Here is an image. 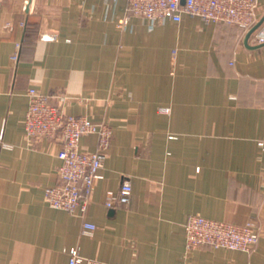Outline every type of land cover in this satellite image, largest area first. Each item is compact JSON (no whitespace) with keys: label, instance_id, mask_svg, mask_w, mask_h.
Listing matches in <instances>:
<instances>
[{"label":"crops","instance_id":"0c3cea01","mask_svg":"<svg viewBox=\"0 0 264 264\" xmlns=\"http://www.w3.org/2000/svg\"><path fill=\"white\" fill-rule=\"evenodd\" d=\"M126 13V0H1L0 264H69L74 247L111 264H264L260 28L247 42L250 29L226 23L185 15L121 24ZM31 93L113 128L83 217L44 200L58 183L62 141L26 136ZM81 147L95 151L97 136ZM125 180L131 203L109 208ZM196 214L254 221L260 240L249 253L189 251L185 225Z\"/></svg>","mask_w":264,"mask_h":264},{"label":"built area","instance_id":"2783aa9c","mask_svg":"<svg viewBox=\"0 0 264 264\" xmlns=\"http://www.w3.org/2000/svg\"><path fill=\"white\" fill-rule=\"evenodd\" d=\"M127 13L121 24L132 16L151 22L170 20L174 23L183 21L185 15L198 17L207 24L226 23L232 26L251 29L257 22L256 0H126ZM1 3V0H0ZM45 40L54 39L44 35ZM258 45L264 44V24L255 36ZM20 49L21 45H17ZM14 60L18 59L16 54ZM169 108H161L167 114ZM26 136L29 139H60L62 148L58 153L61 161L57 169L58 183L45 190L44 200L53 209L72 214L80 212L83 217L87 211L90 196L94 190L98 174L106 166V150L113 140V129L107 123L93 122L84 115L65 113L51 101V96L31 93L25 118ZM87 135L97 136V149L84 150L81 139ZM5 148H10L3 144ZM264 153V141L258 142ZM133 194L129 180L122 182L119 192L108 194L106 205L114 208L117 204L128 206ZM96 226L83 223L82 234L90 236ZM186 248L189 251L203 246L231 251L251 252L257 246L261 231L254 221L236 225L192 215L185 225ZM69 264H111L97 259L85 258L79 248L66 249Z\"/></svg>","mask_w":264,"mask_h":264},{"label":"water","instance_id":"95a60500","mask_svg":"<svg viewBox=\"0 0 264 264\" xmlns=\"http://www.w3.org/2000/svg\"><path fill=\"white\" fill-rule=\"evenodd\" d=\"M264 24V16L256 22V24L249 30L247 34V42L250 39V37ZM264 46V44L260 45Z\"/></svg>","mask_w":264,"mask_h":264},{"label":"rangeland","instance_id":"374dc122","mask_svg":"<svg viewBox=\"0 0 264 264\" xmlns=\"http://www.w3.org/2000/svg\"><path fill=\"white\" fill-rule=\"evenodd\" d=\"M98 123V122H97ZM99 123H107L106 121H101V122H99ZM108 124V123H107ZM108 125H110V124H108ZM111 126V125H110ZM111 128H112V126H111ZM113 129V128H112Z\"/></svg>","mask_w":264,"mask_h":264}]
</instances>
